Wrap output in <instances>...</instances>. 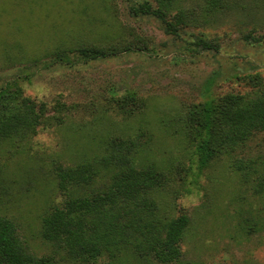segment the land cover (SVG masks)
<instances>
[{"label":"rangeland","instance_id":"374dc122","mask_svg":"<svg viewBox=\"0 0 264 264\" xmlns=\"http://www.w3.org/2000/svg\"><path fill=\"white\" fill-rule=\"evenodd\" d=\"M140 1L0 0V88L17 82L48 107L35 135L0 140V215L15 223L29 252L54 255L56 264H161L130 250L117 262L107 255L92 262L70 259L42 232L53 207L70 196L94 194L112 178L102 170L89 184L62 191L58 166L87 162L100 170L108 139L138 137L139 166L155 165L170 176L154 192L161 215L190 218L178 264H264V193L255 195L232 167L233 160L264 153V132L199 170L185 120L193 105L251 92L244 76L264 79V0H232L210 22L177 33L137 14ZM202 2L186 5L202 17ZM137 42L147 50L95 60L68 53L72 63L54 56L81 44ZM128 94L136 95L134 114L119 106Z\"/></svg>","mask_w":264,"mask_h":264},{"label":"trees","instance_id":"16d2710c","mask_svg":"<svg viewBox=\"0 0 264 264\" xmlns=\"http://www.w3.org/2000/svg\"><path fill=\"white\" fill-rule=\"evenodd\" d=\"M187 0H141L134 6L137 14L159 19L168 32L184 27L205 25L210 15L229 8L232 0H203L202 17ZM234 4V3H233ZM200 15V16H199ZM147 50L145 43L122 47L81 44L54 52L55 59L72 63L68 53L95 60L117 56L128 50ZM252 87L249 93H227L215 100L193 105L185 116L194 142L199 170L221 154L232 153L248 143L253 135L264 132V79L259 73L244 76ZM128 100L133 104L128 103ZM130 106L127 108V106ZM136 95L120 100V108L134 114ZM64 103H61V108ZM126 108V109H125ZM46 102L24 94L22 86L11 82L0 88V140L23 139L35 135L45 121ZM142 143L138 137H112L99 157V169L84 162L57 167L59 188L89 184L102 170L112 172L110 184L94 194L70 196L53 207L42 220L44 238L65 252L66 257L92 262L107 255L117 262L127 250L138 257L161 264L182 261L181 242L190 225L186 214L165 217L155 190L165 187L170 176L155 165L139 166L135 155ZM232 167L240 172L255 195L264 193V153L256 158L237 159ZM54 255L37 256L29 252L15 223L0 215V264H56Z\"/></svg>","mask_w":264,"mask_h":264}]
</instances>
